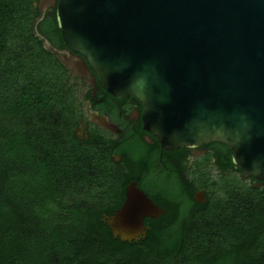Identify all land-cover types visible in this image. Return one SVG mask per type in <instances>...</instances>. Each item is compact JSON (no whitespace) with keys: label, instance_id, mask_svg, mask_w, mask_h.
<instances>
[{"label":"water","instance_id":"obj_1","mask_svg":"<svg viewBox=\"0 0 264 264\" xmlns=\"http://www.w3.org/2000/svg\"><path fill=\"white\" fill-rule=\"evenodd\" d=\"M31 31L71 76L85 72L142 105L162 147L218 141L245 176L264 178V0H36ZM54 8L62 43L36 29ZM134 183L110 216L136 240L142 218L164 213Z\"/></svg>","mask_w":264,"mask_h":264},{"label":"trees","instance_id":"obj_2","mask_svg":"<svg viewBox=\"0 0 264 264\" xmlns=\"http://www.w3.org/2000/svg\"><path fill=\"white\" fill-rule=\"evenodd\" d=\"M35 2L0 0V264H264L263 231L233 237L200 226L195 236L194 224L174 218L127 242L97 224L108 171L73 136L75 92L32 34ZM36 29L60 44L47 10ZM168 195L184 202L180 190ZM40 200L48 216L35 213Z\"/></svg>","mask_w":264,"mask_h":264},{"label":"flooded vegetation","instance_id":"obj_3","mask_svg":"<svg viewBox=\"0 0 264 264\" xmlns=\"http://www.w3.org/2000/svg\"><path fill=\"white\" fill-rule=\"evenodd\" d=\"M46 10L55 19L54 8ZM57 48L68 51L62 40ZM66 73L76 96L73 136L78 144L93 145L99 166L108 171L104 197L98 200L97 224H103L114 239L126 241L114 237L107 224L130 183L165 212L144 216L143 235L127 242L145 237L150 227L144 224H167L174 218L194 224L195 236L200 226L212 235L233 237L264 232V178L242 175L226 145L209 141L196 147L164 148L144 129L137 98L110 94L88 73ZM179 190L183 203L168 195Z\"/></svg>","mask_w":264,"mask_h":264},{"label":"rangeland","instance_id":"obj_4","mask_svg":"<svg viewBox=\"0 0 264 264\" xmlns=\"http://www.w3.org/2000/svg\"><path fill=\"white\" fill-rule=\"evenodd\" d=\"M38 204H39V205H37V209H35V213H36V214H39V212H41V211L43 210V213H44L46 216H48V213H47V212L51 209L50 206H49L50 203H49V202H48V203L46 202V204L44 205V202L40 200V201L38 202ZM42 205H44L45 207L42 208ZM46 223H48V222H45V224H46Z\"/></svg>","mask_w":264,"mask_h":264}]
</instances>
